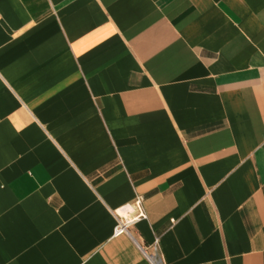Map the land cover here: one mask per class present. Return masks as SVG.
Returning <instances> with one entry per match:
<instances>
[{"label":"crops","instance_id":"0c3cea01","mask_svg":"<svg viewBox=\"0 0 264 264\" xmlns=\"http://www.w3.org/2000/svg\"><path fill=\"white\" fill-rule=\"evenodd\" d=\"M156 238L264 264V0H0V264H152Z\"/></svg>","mask_w":264,"mask_h":264},{"label":"built area","instance_id":"2783aa9c","mask_svg":"<svg viewBox=\"0 0 264 264\" xmlns=\"http://www.w3.org/2000/svg\"><path fill=\"white\" fill-rule=\"evenodd\" d=\"M134 209H135V214L132 215L130 219H128L127 217H121V216L119 217L120 218L119 224L117 225L115 229L116 236L128 234L130 226L136 224L137 222L141 220L148 219L147 214L144 209L142 197H137L134 203ZM142 250L145 256L149 259V261L152 264H161V260L159 257V239L158 238L155 239L153 245H151L148 248H143Z\"/></svg>","mask_w":264,"mask_h":264}]
</instances>
